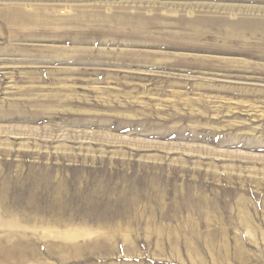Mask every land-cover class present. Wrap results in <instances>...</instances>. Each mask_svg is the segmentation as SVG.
<instances>
[{
  "label": "rangeland",
  "instance_id": "obj_1",
  "mask_svg": "<svg viewBox=\"0 0 264 264\" xmlns=\"http://www.w3.org/2000/svg\"><path fill=\"white\" fill-rule=\"evenodd\" d=\"M0 264H264V0H0Z\"/></svg>",
  "mask_w": 264,
  "mask_h": 264
}]
</instances>
